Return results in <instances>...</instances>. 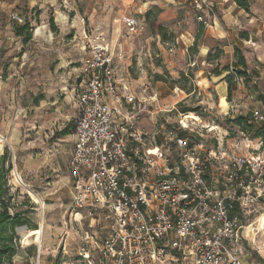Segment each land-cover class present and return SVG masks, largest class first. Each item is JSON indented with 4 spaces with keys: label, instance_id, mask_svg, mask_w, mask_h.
<instances>
[{
    "label": "built area",
    "instance_id": "1",
    "mask_svg": "<svg viewBox=\"0 0 264 264\" xmlns=\"http://www.w3.org/2000/svg\"><path fill=\"white\" fill-rule=\"evenodd\" d=\"M192 3L206 23L213 0ZM10 19L23 21L16 13ZM122 21L129 34H142L143 22ZM82 38L67 211L85 219L87 229L67 264H244L242 244L254 223L249 217H264V141L240 131L242 147L225 149L227 131L199 115L143 131L139 121L157 101L151 81L131 80L114 64L121 43L113 48L102 32L85 29ZM230 72L239 84L241 76ZM246 114L264 128L263 107ZM207 133L216 146L205 144ZM13 175L25 186L16 170ZM98 227L104 233L94 235Z\"/></svg>",
    "mask_w": 264,
    "mask_h": 264
},
{
    "label": "rangeland",
    "instance_id": "2",
    "mask_svg": "<svg viewBox=\"0 0 264 264\" xmlns=\"http://www.w3.org/2000/svg\"><path fill=\"white\" fill-rule=\"evenodd\" d=\"M48 1L45 3L43 0H37V4L32 7L31 0H26V4L23 2L20 7L16 6L18 12L9 13L8 19L11 13L22 17L23 21L17 22L18 24L28 22L30 37L24 42V36L16 37L10 34L6 42L10 43L11 47L7 45L0 60L1 67L3 63L9 65L5 78L4 70L0 67V144L3 145L0 154L7 148L11 162L7 175L11 189L6 196V204L11 215L22 212L27 219L22 225L14 228L12 242L16 252L11 258V264L70 263L77 256L76 249L82 242L80 236L87 229L85 219L78 217L74 220L67 211L68 189L62 178L66 175V170L57 155L50 130H40L37 135L34 129L35 117H31L33 112L28 111L25 116L20 114L24 103H30L33 95L43 93L47 69L50 68L55 78L59 75L57 62H61L62 56L70 68L79 60L80 52L82 54L80 48L83 44V28L88 32H102L111 46L121 43L122 62L121 59H116L115 65L129 79L135 81L146 78L153 84L157 75L163 78L162 83L157 84L155 88L153 86L154 91L161 94H158L156 106L151 108L153 112L151 115H143L139 121V127L143 131L154 132L173 128L182 120L184 114L193 113L199 115L203 123L217 124L227 131L223 133V148L235 149V146L242 147L243 144L240 132L243 130L231 121L242 115L241 109L234 113L229 112L228 115H225L226 112L217 111L215 107L213 110H207L208 105L204 101L200 102L197 93L180 100L189 88H193L194 74L180 79L183 73L191 74V69L174 67L176 70H171L173 63L169 59L185 60L183 52L175 51L176 47H184L182 42H178L173 51L169 50L175 36L185 30H192L195 35H199L197 43L209 42L213 46V56L218 49L221 54L217 59L225 57L223 42L213 41L206 30L197 33L202 22L197 18L198 12L192 0H159L157 3L149 1L148 4H144V0ZM216 1L213 0L211 16L217 13ZM124 16L133 17L145 24L142 36L128 33L122 21ZM50 18L53 19L56 30L51 29ZM205 19L206 23H202L204 26L210 23L209 17L205 16ZM246 46L243 50L254 47L253 44ZM225 62L224 58L218 64L225 67ZM216 67L219 68V65L213 64L209 70L213 72ZM169 71L173 73L170 74ZM243 82L241 77L239 83ZM175 83L182 92L173 88ZM236 102L238 101L234 98L232 104ZM16 120L20 121V125H15ZM72 124L76 125L75 118ZM212 135L207 133L204 139L208 146L217 145ZM243 150L246 151L242 148L241 152ZM14 170L25 186L16 182ZM29 191L35 192L41 202L33 200ZM259 217V213H254L248 221L254 222L249 228L250 246L260 250L264 248V217ZM40 225L43 231L41 248L40 243L35 242L33 237L28 240L25 238L30 229H38ZM7 234H12L10 228Z\"/></svg>",
    "mask_w": 264,
    "mask_h": 264
},
{
    "label": "crops",
    "instance_id": "3",
    "mask_svg": "<svg viewBox=\"0 0 264 264\" xmlns=\"http://www.w3.org/2000/svg\"><path fill=\"white\" fill-rule=\"evenodd\" d=\"M43 1L45 3L49 2L48 0ZM149 1L157 3L159 0H144V4H148ZM23 2L26 4V0H0V60L4 55L5 49H7V45L11 47L10 43L8 44L6 42V38L9 37L10 34L16 37L23 36L18 35L15 30V26L20 24L12 21L10 17L9 19L7 17L10 12H18L16 6L17 8L20 7V3ZM31 2L32 7L37 4V0H31ZM216 5L217 13L209 17L210 23L206 24L207 26H204L202 23L199 24L197 33L206 30L207 33H210L209 35L213 41L223 42L224 45L222 49L225 53V66L230 65V68L235 61L234 47L237 43L242 42V50L247 48V44H253L254 47L249 48V51L243 50L247 64V72L250 74L251 82L249 81L247 85L244 82L242 84H236L235 82L236 88L232 93L231 99L227 100L228 84L226 77L230 71H222L220 74L215 75L209 70V67L213 64L216 66L219 65V69L223 68L218 62H222L224 58L214 61L207 60L208 52L211 51L213 46H211L209 42L197 43L196 40L199 35H195L192 30H185L181 32L179 36H175L174 41L177 39L178 42L184 44L183 48L176 47L177 49L175 51L183 52V59L185 60L180 61L177 59L173 61V59H169L171 63H173L171 70L175 71L176 69H174V67L178 69L186 67L190 68L191 72L194 74L193 88H189L188 91H186L187 93H185L184 97L180 100L186 98L190 94L197 93L200 96V102L204 101L208 105L207 110H213L215 107L217 111L223 113H234L241 109L240 113L245 115L248 113L249 109L255 106L264 108V0H252L248 12L235 4L232 0H217ZM20 14L22 15L21 11ZM163 17L165 18L164 14ZM62 18L64 17L62 16ZM84 29L85 28L82 29V32ZM240 32H246L248 37L240 40ZM143 33L144 30L141 36ZM24 42H27V40ZM111 47L114 48V46ZM80 50H82V46ZM115 50L119 52L121 50L120 46H115ZM83 53L82 50V54L80 52L79 55V60H77L74 65L72 63V68L69 67V63L65 61V58L62 56L64 62L62 60H60L61 62H57V65L59 63V75H56L55 78L50 68L47 69L46 80L45 83H43V85H45V88L42 90L43 93L40 92L39 94L33 95L32 101H30V103H24V107L20 110V114H23H21L22 116H25L28 111L29 113L33 112L34 115L31 117H35L34 129L37 135L40 130H50V135L56 144L57 155L61 160L62 167L66 170V175L62 178L64 179V185L68 189V204L71 200L68 161L75 143V125L72 124V122L80 113V105L78 104L76 93L80 82L79 66ZM116 59H121L122 62V58H115L114 64L115 61H117ZM47 66H49V63ZM1 68L4 70L3 78H5L7 68H9L8 63H3V67ZM172 71H169V73L172 74ZM162 81L163 80L155 79L153 82L154 85L152 84V86L155 88V86L162 83ZM173 88L182 92L181 88L176 84ZM154 92L157 97V101L154 104L155 107L158 102L159 92ZM160 95L161 94H159V96ZM244 96L247 98L244 99ZM234 98H236L238 102L232 104ZM224 102L226 103L225 105ZM226 106L227 108H223ZM152 112L151 110V113ZM15 122V125H20V121L16 120ZM65 129H67V132L61 134V131ZM254 143H256V141ZM243 152H245V150H243ZM1 155L2 154H0V156ZM92 231L94 235H98L99 232L101 234L104 233V230L101 228ZM249 231L250 230H247L245 232V238L242 244L244 264H264V248L259 250L257 247L253 248L250 246L251 242L249 240V234H247L250 233Z\"/></svg>",
    "mask_w": 264,
    "mask_h": 264
},
{
    "label": "trees",
    "instance_id": "4",
    "mask_svg": "<svg viewBox=\"0 0 264 264\" xmlns=\"http://www.w3.org/2000/svg\"><path fill=\"white\" fill-rule=\"evenodd\" d=\"M235 4H237L239 7L243 8L245 11H249L250 4L252 0H232ZM149 12H147L148 14ZM51 29L56 30L55 25L53 24V19L50 18L49 20ZM28 28L29 24L28 22H25L24 24H20L18 26H15V30L18 35H23L25 37V41L30 37V34H28ZM248 35L246 32H240L239 33V39H245ZM221 54V50H218L215 52L214 56L212 55V50L208 52L207 60L214 61L218 58V56ZM234 55H235V61L232 64L233 70L236 72L237 75L243 77L244 83L247 84L250 81V74L247 72V64L246 60L242 51V42L237 43V45L234 47ZM229 71V66H225L221 69L216 67L212 73L215 75L220 74L222 71ZM193 76L192 72L191 74H181L180 79ZM156 80H163L161 76H156ZM226 81L228 84V94H227V100L231 99L232 93L236 88L235 84V78L233 74L229 73L226 77ZM177 82V81H176ZM176 84V83H175ZM249 114L245 115H239L235 118L231 119V121L238 127H240L243 131L250 133L252 138H261L264 141V128L257 127L251 123L248 122L249 120ZM67 129L62 130V133H66ZM11 168V162H10V154L7 148H4V151L2 155L0 156V264H11V258L16 252V247L12 242L13 234L15 232L14 228L18 225H22L24 221L27 219L25 218V215L22 214V212H15L14 214H10L8 211V207L6 204V196L9 193V190L11 189V186L8 182V172ZM8 199V198H7ZM8 228L12 230V234L8 233Z\"/></svg>",
    "mask_w": 264,
    "mask_h": 264
},
{
    "label": "bare ground",
    "instance_id": "5",
    "mask_svg": "<svg viewBox=\"0 0 264 264\" xmlns=\"http://www.w3.org/2000/svg\"><path fill=\"white\" fill-rule=\"evenodd\" d=\"M185 118H191V119H197L198 116H196L195 114L193 113H188V114H185ZM1 137V136H0ZM2 144H0V151L2 150ZM16 182L18 183L19 182V178L17 177L16 179ZM31 196L33 197V200H36V201H40L38 200V195L33 192V191H29ZM41 202V201H40ZM42 221V219H41ZM41 225H40V228L38 229H30L27 234L25 235V238L28 240V238L30 237H33L34 238V241L37 242L38 244L40 243V248H41V243H42V229H41ZM255 229V228H254ZM249 230V229H248ZM249 234V233H247Z\"/></svg>",
    "mask_w": 264,
    "mask_h": 264
},
{
    "label": "water",
    "instance_id": "6",
    "mask_svg": "<svg viewBox=\"0 0 264 264\" xmlns=\"http://www.w3.org/2000/svg\"><path fill=\"white\" fill-rule=\"evenodd\" d=\"M37 247H38L37 249H38V251H39V246H37Z\"/></svg>",
    "mask_w": 264,
    "mask_h": 264
}]
</instances>
